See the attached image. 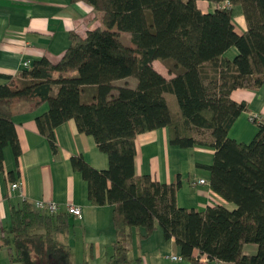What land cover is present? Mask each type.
<instances>
[{
  "label": "trees",
  "instance_id": "1",
  "mask_svg": "<svg viewBox=\"0 0 264 264\" xmlns=\"http://www.w3.org/2000/svg\"><path fill=\"white\" fill-rule=\"evenodd\" d=\"M83 1L102 12L104 27L85 36L70 32L56 61L34 59L0 83V170L3 146L9 144L15 158L19 153L11 104L22 100L35 108L46 102L47 110L35 117V124L53 150V127L71 118L108 156L104 169L78 155L70 156V164L87 180L92 204L114 205L113 262L126 259L122 242L133 227L147 236L160 226L166 238L174 237L182 258L193 260L198 249L210 258L264 264V120L252 119L258 130L249 142L228 135L247 107L230 92L264 81V0H228L227 6L224 0H210L218 4L210 12H202L197 0ZM235 4L246 21L242 34L231 21ZM122 31L130 32L129 44L121 40ZM231 45L237 53L229 59L224 52ZM154 59L166 61L174 75L158 72ZM130 75L137 78L135 87L115 85ZM87 85L94 91L83 99ZM161 126L168 128L171 144L214 147L211 163L198 165L210 171L209 187L235 208L180 206L179 174L164 183L135 172L136 134ZM8 225L11 236L2 238L0 246H6L10 262L69 264V246L53 236L68 229L65 210L50 213L22 200L9 207ZM245 242L257 244L254 254L243 253Z\"/></svg>",
  "mask_w": 264,
  "mask_h": 264
},
{
  "label": "crops",
  "instance_id": "2",
  "mask_svg": "<svg viewBox=\"0 0 264 264\" xmlns=\"http://www.w3.org/2000/svg\"><path fill=\"white\" fill-rule=\"evenodd\" d=\"M197 6L202 12H210L218 4L197 0ZM231 21L236 33L242 34L246 30L239 4L232 5ZM95 27H104L102 12L83 0H0V83L6 80L5 76L17 73L23 61L30 63L43 56L56 61L68 45L70 32L85 36ZM122 35L123 31L120 38ZM127 37V42L121 39L125 44L130 43L131 34ZM236 53L237 47L231 45L224 55L232 59ZM152 64L165 77L174 75L166 61L154 59ZM114 83L135 87L137 80H129L127 76ZM55 91L56 86L51 94ZM93 91V85L85 86L82 98H91ZM230 96L237 102H246L247 107L237 115L228 135L236 141L249 142L258 130L250 114H257L264 120V81L258 87L232 89ZM11 110L19 153L15 158L9 144L2 148L0 242L5 236H11L8 225L10 206H18L22 200L31 204L35 200H49L54 201L59 210H64L68 203L79 205L82 210L81 218L69 214L65 233H53L56 240L69 246V264H240L210 258L198 249L193 250V260L182 258L174 237L166 238L160 226L147 236H142L143 229L133 227L131 237L122 242L127 251L126 259L113 262L110 257L117 240L112 220L114 205L92 204L88 198L87 180L70 164V156L78 155L94 168L104 169L109 165L107 154L98 148L92 135L80 132L71 118L53 127V150L48 138L35 124V117L47 110L46 102L29 108L27 102L15 101ZM135 145L134 169L137 174H150L164 183L173 182L179 174L178 205L196 210L214 204L229 209L236 207L234 202L227 201L209 187L210 171L203 165L211 163L214 147L171 144L166 126L136 134ZM14 180L19 185L10 188L9 182ZM256 250V243H243L244 254H254ZM0 264H19L8 260L5 245L0 246Z\"/></svg>",
  "mask_w": 264,
  "mask_h": 264
},
{
  "label": "built area",
  "instance_id": "3",
  "mask_svg": "<svg viewBox=\"0 0 264 264\" xmlns=\"http://www.w3.org/2000/svg\"><path fill=\"white\" fill-rule=\"evenodd\" d=\"M222 4L224 6H227L229 5V2L228 0H224L222 1ZM29 65V62L28 61H23L22 62V67H27ZM253 118H256L257 120H263L260 116H258L257 114H254V113H251L250 114V119L252 120ZM200 182H205L204 179H200L199 180ZM19 185V182L18 181H10L9 182V187L10 188H15ZM32 205L35 209H38V210H45L47 212H50V213H54V212H57L59 211V208L57 206V204L54 202V201H49V200H35L32 202ZM64 210L66 212H68L69 214L73 215V216H76L78 218H81L82 216V210H81V207L79 205H76V204H73V203H68L65 205V208ZM173 258H180L179 256H172Z\"/></svg>",
  "mask_w": 264,
  "mask_h": 264
},
{
  "label": "rangeland",
  "instance_id": "4",
  "mask_svg": "<svg viewBox=\"0 0 264 264\" xmlns=\"http://www.w3.org/2000/svg\"><path fill=\"white\" fill-rule=\"evenodd\" d=\"M130 35V32L129 31H123V35H122V37H121V39H123V41H125V42H127V41H129V40H127L128 39V37L127 36H129ZM153 65V64H152ZM154 67V66H153ZM155 68V67H154ZM156 69V68H155ZM157 70V69H156ZM158 71V70H157ZM159 72V71H158ZM129 80H137V78L134 76V75H130L129 76Z\"/></svg>",
  "mask_w": 264,
  "mask_h": 264
}]
</instances>
